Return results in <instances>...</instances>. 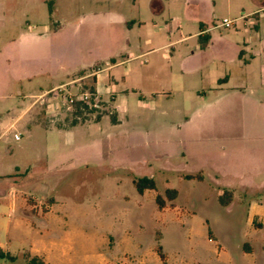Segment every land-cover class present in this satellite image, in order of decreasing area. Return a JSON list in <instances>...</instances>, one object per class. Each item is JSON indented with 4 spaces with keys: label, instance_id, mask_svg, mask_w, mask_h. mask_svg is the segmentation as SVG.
Listing matches in <instances>:
<instances>
[{
    "label": "rangeland",
    "instance_id": "obj_1",
    "mask_svg": "<svg viewBox=\"0 0 264 264\" xmlns=\"http://www.w3.org/2000/svg\"><path fill=\"white\" fill-rule=\"evenodd\" d=\"M48 1L0 0V61L8 60L0 97L10 93L5 107L28 105L40 124L71 128L45 138L40 128L18 125L19 140L11 133L0 139V174H15L0 188L14 186L25 203L12 211L0 207L6 220L22 224L10 228L5 250L12 259L0 264H29L32 253L42 264H264L262 34V44L235 57L241 12L254 10L255 0H210L203 11L215 25L209 48L198 50L191 37L170 59L164 57L168 46L140 54L165 43L167 16L181 19L182 34H193L199 12L186 6L189 0H160V17L151 14L150 0H51L59 5L52 15ZM96 8L100 17L92 21ZM111 15L144 25L127 33ZM256 16L264 18V10ZM224 18L233 25L219 26ZM120 53L129 59L111 73L126 90L115 100H126L122 110L102 104L71 125L60 106L63 95L90 87V74ZM94 60L101 62L87 67ZM24 68L52 71L56 83L73 81L40 104L39 97L23 95L40 92L48 81L18 79ZM224 75L228 81L217 84ZM45 152L47 161L40 158ZM139 177L153 179L155 189L139 195L133 185ZM167 189L176 191L174 199ZM156 195L163 198L161 210ZM222 195L229 197L226 205Z\"/></svg>",
    "mask_w": 264,
    "mask_h": 264
},
{
    "label": "crops",
    "instance_id": "obj_2",
    "mask_svg": "<svg viewBox=\"0 0 264 264\" xmlns=\"http://www.w3.org/2000/svg\"><path fill=\"white\" fill-rule=\"evenodd\" d=\"M101 0H95L94 3H100ZM134 2V0H133ZM210 0H189L186 3L190 4V5H195L198 12H199V18L197 19V29L193 32V34H188V35H184L181 32V19L177 16H167V20L163 21L162 24V29L166 30L168 32V36L166 37V41L165 43H163L162 45L152 48V49H148L145 52L141 53L140 55L143 54H148L150 52H153L154 50H158L159 48L162 47H170L171 52H169V55H164L165 58L170 59L172 57V55H174L177 51H178V45L181 43L186 42L189 38L191 37H195L197 39V42L200 43L198 41V38L200 37H205V35H207L208 39L206 41V43L201 44L202 46H197L198 50H202L205 51L207 48H209L210 43H211V39H212V34H211V30L212 28L215 27L212 26L210 23V20H207L206 16L203 14L206 9V13H208L210 7H209V3ZM212 3V1H211ZM255 3L257 5H255L254 10H249L247 13L245 12H241V26H242V31H238L239 32V38H240V42H236L239 43L241 46L236 48V52H235V57L238 58L239 60L242 59L245 54L250 51L255 45L256 43H260L262 40L261 34L263 36V40H264V18L261 16H256L258 15V13H260L261 11L264 10V0H255ZM48 4V8H50V14L52 15L55 11H57L58 8V3H54L51 0H49L47 2ZM149 8L151 11V14L155 17H160L161 15H163L164 12V5L160 0H150L149 1ZM100 10H98V8L93 9L91 11V20L92 21H96L97 17H100ZM204 11V12H203ZM254 16L255 19H253V21H249V18H253ZM111 21H114V23H118L124 26L126 32L128 33L129 31H131L134 26H137V28L141 27L142 25H144V23L141 20H135V19H129L126 20L125 18L119 16V15H111L109 16ZM249 21V22H248ZM57 29L61 27V24L57 23ZM202 24V27H200L199 25ZM178 33V34H177ZM177 34V36H176ZM144 43L146 45H150L151 44V40L149 38L144 39ZM264 43V41H263ZM262 44V43H260ZM167 51V49H165ZM262 50H264L263 44H262ZM171 54V55H170ZM127 53L124 54H118V56H108L105 60V65L103 62H101V60H94L91 64H89L90 67L92 66L94 63L96 62H101L102 66L100 68H96V70H94L90 75L92 76L91 79L94 82V88L99 92V94L101 95V98L103 99H107L109 92L112 93L114 99L111 102V105L113 106V108L116 111H121L122 110V106L124 105V103L126 102L125 99H121L118 103H115L116 97L119 93H125L126 90L122 89V84L121 81L119 82V78L116 77L113 73H111V70L115 67H118L119 65H121V63L127 61L129 58L127 57ZM123 59L122 61H118L117 59ZM126 58V59H125ZM125 59V60H124ZM2 62H4L5 67L3 68L4 70L0 69V89L1 87H3L2 85H5V81H6V77H5V72H6V65H7V59L3 58L1 60ZM0 61V62H1ZM34 59H31L29 61L25 60L24 62H34ZM243 63L246 64L248 63L247 60H243ZM104 65V66H103ZM38 69V68H36ZM33 70L32 72L26 71V69L24 68L25 72L22 70L21 75L19 76L18 79L23 78V80H25L27 83L31 82V80L34 78V76L38 75V76H43L47 81V87L44 89L39 88L40 92H36L33 89L30 92H27L26 94L23 95V97H25L26 95L29 97H39V103L40 104H44L46 103L47 100H45L44 95H49L50 92H52V90L59 88L60 86H69L70 83L73 80H69L67 82H60V83H56L54 80V74L52 71L46 70L45 68H39L38 70ZM83 68H78V69H74L73 70V74H75L76 71L78 70H82ZM103 74V75H102ZM16 78V77H15ZM120 80H123L122 77H120ZM227 82L228 81V75H224L223 79L218 78L216 80V83L219 84L220 82ZM2 94V91L0 90V95ZM10 95V93H5L4 95H2L0 97V102H1V108H0V139H6L8 138V136L10 135V133L12 134V138H13V134H18L16 131V127L18 125H21L22 127H26L28 130L31 129L30 127L33 126L35 128H40L43 132H44V137L46 138L47 135H53V134H62L64 132H67L71 129V128H62L59 126H45L40 124L39 122H37L36 120H34L33 115L28 113V105L26 106V108H20L17 109L15 106H13L11 104V106L9 107H5L6 106V100L8 98V96ZM54 95V94H52ZM50 99H54L55 98L52 96ZM13 109V110H12ZM12 111V112H11ZM45 113L47 114L48 111L46 110ZM103 118V117H102ZM101 118V119H102ZM27 130V131H28ZM19 135V134H18ZM20 136V135H19ZM14 139V138H13ZM16 140V139H14ZM19 140V139H17ZM47 150V147L45 148ZM48 154L45 153H41L40 154V158H44L47 161V157ZM16 167L14 168V171H16ZM15 177V174L13 175V172H8L7 174H0V183L4 182V179L7 180H13ZM9 185L5 182V186ZM10 190L6 191L0 188V207L2 205L6 206L8 209H10L11 211L13 209H24V200L22 195H17L16 192V188L12 185H9ZM12 189V190H11ZM12 191H15L14 193ZM51 209V207L49 208ZM50 212V211H49ZM48 212V213H49ZM21 219H17L16 221L12 222L10 219L6 220L2 214H0V232L2 233V236H0V238L3 240L2 243H0V251H2L3 253H7V251L5 250L6 247V243H7V236L9 234L10 228L13 227V229L15 228V230H18L19 228L22 227V224L20 223ZM21 226V227H20ZM27 229V228H26ZM9 238V237H8ZM12 241H15L14 238H9ZM250 245H245V249H246V253L250 252ZM137 251L139 252V247L136 248ZM32 253V252H31ZM38 254L36 253H32L31 256H36L37 257Z\"/></svg>",
    "mask_w": 264,
    "mask_h": 264
},
{
    "label": "built area",
    "instance_id": "obj_3",
    "mask_svg": "<svg viewBox=\"0 0 264 264\" xmlns=\"http://www.w3.org/2000/svg\"><path fill=\"white\" fill-rule=\"evenodd\" d=\"M233 25V21L228 19H222L219 26H222L224 28H229ZM92 90L87 88H79L75 92L67 91L63 95V100L60 103V106L69 113L71 116V120H80L84 119V116L90 114V113H97L101 108L102 104L108 105L111 103L114 99L112 93L109 92L108 98L103 99L101 98V95L99 92L94 88V82L92 81ZM66 86H60L59 88H56L50 92V94H54L53 97L56 99L57 96L61 92V88H64ZM79 105L76 107V105ZM51 110L56 107V105L49 106ZM86 107V108H85ZM76 108L79 109V114H75ZM54 110V109H53ZM14 139H19L18 134H13Z\"/></svg>",
    "mask_w": 264,
    "mask_h": 264
},
{
    "label": "trees",
    "instance_id": "obj_4",
    "mask_svg": "<svg viewBox=\"0 0 264 264\" xmlns=\"http://www.w3.org/2000/svg\"><path fill=\"white\" fill-rule=\"evenodd\" d=\"M48 11L49 12L51 11L50 8H48ZM199 26L202 27V24H200ZM207 39H208V37H207V35H205L204 38L203 37L198 38V41L201 44H203V43H206ZM89 89L92 90L93 89L92 86H90ZM78 106L79 105L77 104L76 107H78ZM75 114H79L78 108H76ZM76 122H77L76 120H71V125H74ZM111 122L113 124H115V119L113 117H111ZM186 178L192 179V178H194V176L193 175H186ZM133 185L136 189V192L139 195H142L145 190H154L155 189V183H154L153 179L148 178V177H139V178L133 180ZM224 194H225V196L227 195V193H224ZM165 195L169 200H172L176 196V191L174 189H167L165 191ZM223 195L219 197V202L221 203V205H226L228 200H229V197L224 198ZM155 202H156L157 208L159 210H161L164 206L163 198L160 195H156L155 196ZM155 252H156L158 258L160 259V261L163 262L164 261V255H163L161 248L159 246H156ZM4 258L12 259V257L9 256L8 253H3L2 251H0V259H4ZM28 262H29V264H42L41 262L38 261V258L36 256H31V257L28 256Z\"/></svg>",
    "mask_w": 264,
    "mask_h": 264
}]
</instances>
